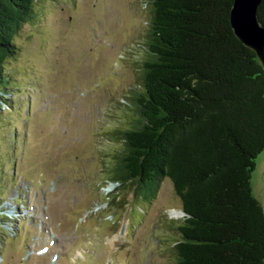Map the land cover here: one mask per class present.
<instances>
[{"label":"rangeland","instance_id":"1","mask_svg":"<svg viewBox=\"0 0 264 264\" xmlns=\"http://www.w3.org/2000/svg\"><path fill=\"white\" fill-rule=\"evenodd\" d=\"M147 8L148 0H39L21 28L8 65L14 103L0 104V207L12 220L0 264L175 263L185 214L170 216L183 211L171 181L137 206L105 179L118 131L138 117ZM254 160L250 187L264 207V149Z\"/></svg>","mask_w":264,"mask_h":264},{"label":"trees","instance_id":"2","mask_svg":"<svg viewBox=\"0 0 264 264\" xmlns=\"http://www.w3.org/2000/svg\"><path fill=\"white\" fill-rule=\"evenodd\" d=\"M38 1L0 0L2 105H12L18 84L8 65ZM232 3L148 0L147 57L133 92L138 117L118 131L122 146L106 173L137 206L154 199L164 178L171 181L185 214L174 264H264V207L250 187L264 149V68L233 33ZM257 16L264 24V0Z\"/></svg>","mask_w":264,"mask_h":264},{"label":"water","instance_id":"3","mask_svg":"<svg viewBox=\"0 0 264 264\" xmlns=\"http://www.w3.org/2000/svg\"><path fill=\"white\" fill-rule=\"evenodd\" d=\"M262 0H233L229 23L234 35L252 49L264 68V24L258 20L257 8Z\"/></svg>","mask_w":264,"mask_h":264},{"label":"bare ground","instance_id":"4","mask_svg":"<svg viewBox=\"0 0 264 264\" xmlns=\"http://www.w3.org/2000/svg\"><path fill=\"white\" fill-rule=\"evenodd\" d=\"M170 211V216L171 217H175V218H178L180 217L182 214H183V211L179 210V209H176V208H173Z\"/></svg>","mask_w":264,"mask_h":264}]
</instances>
